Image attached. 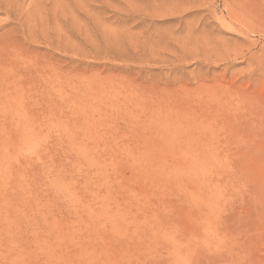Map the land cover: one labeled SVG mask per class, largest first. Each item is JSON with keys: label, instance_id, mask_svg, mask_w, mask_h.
<instances>
[{"label": "rangeland", "instance_id": "1", "mask_svg": "<svg viewBox=\"0 0 264 264\" xmlns=\"http://www.w3.org/2000/svg\"><path fill=\"white\" fill-rule=\"evenodd\" d=\"M176 1L0 0V264H264V0Z\"/></svg>", "mask_w": 264, "mask_h": 264}, {"label": "bare ground", "instance_id": "2", "mask_svg": "<svg viewBox=\"0 0 264 264\" xmlns=\"http://www.w3.org/2000/svg\"><path fill=\"white\" fill-rule=\"evenodd\" d=\"M175 1H176V0H175ZM179 1L181 2L182 0H179ZM250 1H251V0H250ZM250 1H249V2H250ZM176 3H178V0L176 1ZM182 3H184V2H182ZM250 4H251V3H250ZM247 5H249V4L247 3ZM250 6H251V5H250ZM262 7H263V6H262ZM262 9H263V8H262ZM248 10H249V9H248ZM249 11H250V10H249ZM254 11H255V10H254ZM254 11H252V12H254ZM259 11H260V10H259ZM261 13H262V12H261ZM248 14H249V12H248ZM251 14H252V13H251ZM259 15H260V13H259ZM249 16H250V15H249ZM251 16H252V15H251ZM253 16H254V14H253ZM253 16H252V19L254 18ZM195 162H196V160H195ZM193 163H194V162H193ZM193 163H192V164H193ZM190 164H191V163H190ZM189 167H190V166H189Z\"/></svg>", "mask_w": 264, "mask_h": 264}]
</instances>
